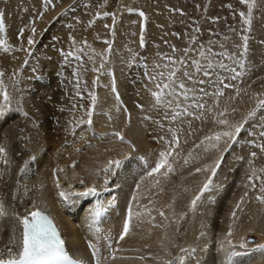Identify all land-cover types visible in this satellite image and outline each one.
I'll return each instance as SVG.
<instances>
[{"label":"bare ground","instance_id":"obj_1","mask_svg":"<svg viewBox=\"0 0 264 264\" xmlns=\"http://www.w3.org/2000/svg\"><path fill=\"white\" fill-rule=\"evenodd\" d=\"M19 1L22 0H0V39L6 41L9 49L0 50V73H3L0 79L10 97L7 106L0 97L3 110L0 147L5 149V154L0 155V205L4 211L0 215V250L5 249L9 239L19 241L18 218L38 209L52 217L68 254L83 263L95 264L89 260L84 241V234L90 228L86 218H94L95 209L91 207L83 214L77 212L79 197L68 199L66 189L80 183V179L86 187L94 184L97 188L105 187L102 180L110 176L114 181L108 187L113 191L96 199L97 212L104 210L98 226L109 239L108 250L99 264H179L181 256L185 257V264H264V202L257 199L264 197V192L251 191L255 180L243 175L249 159L238 158L232 164L225 160L235 142L230 145V140L219 151L213 147L217 142L206 139L214 134L211 118L203 131L194 133L197 122L194 120L200 119L194 114V120L188 124L193 130L189 128L190 133L185 136L181 135L182 129L177 133L173 131L175 125H169L171 120L175 121L176 107L179 111L180 107L193 104L197 89L182 90L176 87L178 84L173 85L175 100L165 93L157 104L152 93L159 89L153 87L144 71L134 73L127 69L124 84V63L130 47L137 43L135 37L128 39L120 35V19L114 24L115 19L110 22L109 17L88 24L74 22L69 30L60 28L51 35L44 34L41 37L44 48L38 46L33 51L29 60L32 71L26 70L21 65L23 48L51 21L62 1L54 0L53 7L59 6L52 9H44L43 4L34 0L20 4ZM130 2L124 0L118 4L115 18L122 16L120 13ZM8 14L12 19L9 27L4 23L10 18ZM20 22L28 27L18 26ZM104 24L110 28L106 36L101 34ZM101 39L106 40L105 45L97 43ZM64 51L81 54L83 60L75 64L63 61ZM148 67L149 74L156 76L151 64ZM19 72L21 77L14 82L15 90H11L12 79ZM13 92L20 97L17 101ZM169 100L173 101L171 107ZM179 118L175 121L178 125L182 122H177ZM175 134L181 135L176 136L178 146L171 143ZM170 145L169 163L173 171L166 173L161 169L146 177V171L159 160V153L168 151ZM221 156L211 190L192 210V200L211 175L203 169H210ZM113 161L119 164L110 163ZM221 176L226 178L219 183L227 184L223 198L221 193H215V182ZM219 191L218 188L216 192ZM63 199L70 214L56 209ZM73 215L75 220H68ZM126 221L129 230L121 240ZM208 223L212 229L207 227L217 232L214 241L208 237ZM250 239L253 241L249 242ZM211 241L210 248L219 254L213 259L202 250ZM96 248H99L97 243L92 250ZM233 253L240 255L235 262Z\"/></svg>","mask_w":264,"mask_h":264},{"label":"rangeland","instance_id":"obj_2","mask_svg":"<svg viewBox=\"0 0 264 264\" xmlns=\"http://www.w3.org/2000/svg\"><path fill=\"white\" fill-rule=\"evenodd\" d=\"M26 1L28 0L19 1V4ZM34 1L40 2V5L43 4L44 6L42 5V7L44 9L57 8L59 5L62 7L55 13L54 18L52 17L51 21L42 28L43 30L41 29L32 37L33 43L23 48L25 52L24 50L22 51L21 65L26 67V70L32 71L33 65L29 60L33 56V51L38 46L44 48L41 43V37L44 38L46 36L44 34L51 35L52 31L60 28L69 30L74 22L79 25L82 23L88 24L90 21L107 20L109 17L110 22L115 19L112 23L118 24L116 20L120 19L118 24L120 35L126 36L128 39L135 37V43H137V46L130 47L131 51L126 57L122 75V80L124 79L125 81L123 80L122 82L124 84L127 82V76H125L127 69H131L134 73L142 70L145 76H149L150 69L148 64H151V68L157 75L160 72L166 73L170 69L175 68L177 70L176 84L183 82L186 85L185 88H195L198 94L193 104L191 106L188 105L190 107L185 106V108L183 106L180 107L182 110L179 108L180 110L178 111V108L174 106L178 114L180 112L183 113L180 116L175 111L173 114H176L174 115L176 117H173L176 121L180 116V120L177 122H182L178 125L171 120L169 125H175V127L173 129V127L170 128L167 125L168 128L173 129L174 132L176 130L177 133L182 129L181 135L185 136L188 132L190 133L188 131L189 128L191 131L193 130L188 124L194 120L195 116L200 119L196 120L195 118L194 120L197 121L195 123L196 128L192 131L194 133L203 131L206 124L210 121L209 118H211V123H214L213 131H211L214 134L231 130L228 126L218 123L220 120L228 121V125H240L242 123L243 130L234 141L231 151L227 152L225 160L232 164L238 158L243 161L247 157L249 161L243 175L250 177L252 170L256 169L257 176L261 177L260 179L252 178L255 181L252 182L250 190L256 191V189H259L260 192V186L264 183V172L259 171L264 169V151H261L260 147L264 146V135H262L264 133V108H258V102L264 100V0H254L251 8L241 4L240 0H131L120 13L122 16L116 18L114 13L117 10V6L124 0H57L62 1V3L56 7H53L54 0L47 4L45 0ZM241 13L244 15L242 16ZM8 15L10 18L4 21V23L6 22L5 25L8 23L7 26L12 22L11 15ZM247 21H250V23ZM104 25L101 34L106 36L110 28H108L107 24ZM18 26L28 27L22 22ZM53 40L54 38H52ZM14 43L16 44V42ZM97 43L105 45L106 40L101 39ZM186 50L187 54H185ZM68 52L71 51H64L62 55L61 52L56 53L64 56ZM201 52L204 53L203 56L200 55ZM81 56L83 55L64 57L63 61L66 59L74 64L76 62L80 63L83 60ZM48 58L51 57H47V61H50ZM168 58L177 61V63L175 65L170 64ZM180 61H184V63H180ZM193 61H199V70L193 65ZM209 62L212 65L211 68L207 67ZM186 70L192 74L194 79L188 80L184 77L183 72ZM154 71H152V74H155ZM205 71L209 72L210 75L205 76ZM20 73L15 76L14 80L12 79L11 90H15L14 82L20 79ZM233 77L236 78L233 79ZM201 80H203V83H200ZM220 81H223V84L230 85V87H224ZM152 82L153 87L156 88V84L160 80ZM220 91L223 92L222 96L217 94ZM116 93L113 91V94ZM19 96L21 95L19 94ZM13 97H15L16 101L20 98L15 92H13ZM116 100L117 102L119 100L122 101V96H119V100L117 97ZM195 104H201L203 107H194L193 105ZM242 109L244 113H241ZM16 112L18 111L16 110ZM252 112H255V115L249 118V114ZM194 114L196 115L193 117ZM181 135L175 134V137ZM229 141L228 138H222L216 149L218 151L221 150L224 146H227ZM231 143L233 141L230 142V145ZM252 153L256 154L255 157L252 156ZM223 156L221 157L223 158ZM150 170L144 174L146 177L149 176ZM221 177L215 182V193H221L223 198V194L227 190V184L219 183L220 180L226 178L225 176ZM79 181L81 184L78 182L77 185H72L66 189L67 195L70 196L68 199L71 197L75 199L88 197L90 196L88 194V189L90 188L95 189L92 194L96 195V199L98 195L106 196V192L113 191V188L108 187L114 181L110 176L102 180L104 183L106 182L105 187L99 188H97L98 186L95 187V184L93 187H86L83 179ZM218 183L221 186L218 187ZM57 184L60 186L62 183ZM73 186H75L74 191L72 190ZM218 188L220 191L216 192ZM96 202L98 205V200ZM210 202L212 203V201ZM216 208L217 206L212 207V210ZM88 210L78 208L77 212L83 214ZM221 220H218V222L221 223ZM207 226H209V223L206 225V229L210 232L208 237L214 241L218 237L217 232L211 231V226H209L210 228ZM211 243L212 241L204 246L202 250H206L204 252L207 254L210 253L209 257L213 259L219 254H217L216 250L210 248ZM245 253L248 254V252ZM238 255L232 254L234 262L240 256ZM115 256L121 257L120 254ZM203 257L205 258V256ZM171 259L174 260V257ZM212 259L211 261L213 262L214 260Z\"/></svg>","mask_w":264,"mask_h":264},{"label":"snow or ice","instance_id":"obj_3","mask_svg":"<svg viewBox=\"0 0 264 264\" xmlns=\"http://www.w3.org/2000/svg\"><path fill=\"white\" fill-rule=\"evenodd\" d=\"M45 3H51V0H45ZM241 4L246 5L247 7L251 8L253 6L254 0H240ZM243 16L244 14L241 13ZM250 23V21H247ZM2 31V29H0ZM35 32V29H33V33ZM28 43L31 45L33 41L31 38L29 39ZM0 50H3L5 52L9 51L8 47L6 46V41L0 39ZM187 54V50L186 53ZM66 57H73L75 54L73 52H68L64 54ZM200 55H204L203 52L200 53ZM169 63L172 65H175L177 61L172 60L171 58H168ZM180 63H184V61H180ZM193 65L197 68V70L200 69L199 61H193ZM211 63L209 62L207 67L211 68ZM167 67V65H165ZM234 71V70H233ZM149 75V79L152 81L160 80L159 83L156 84V88L159 89V91H155L152 93L153 97L156 99V103H161V100L165 93H168L169 95L173 96V100L176 98L175 91L173 89V85L176 84V78H177V70L175 68L170 69L168 72H160L158 75L153 76L151 74ZM184 77H186L188 80L194 79L192 74L188 72L187 70L183 72ZM205 76H209L210 73L205 71ZM238 75V74H237ZM3 76V73H0V77ZM236 77H233L235 79ZM200 83H203V80L200 81ZM221 84H223V81H220ZM224 87H230L228 84H223ZM180 89H185L186 85L181 82L177 85ZM172 89V92H169L168 90ZM218 95H223V92L220 91L217 93ZM183 95L185 98H187V92H184ZM0 97H2L3 105L7 106L10 103V97L7 91L3 88V81L0 79ZM173 101L169 100L168 105L169 107L172 106ZM194 107L202 108L203 105L201 104H195ZM258 108H264V100H260L258 102ZM3 114L2 107H0V115ZM190 114V113H189ZM91 115V113H89ZM255 115V112H252L249 114V118L253 117ZM91 123V121H89ZM220 124H224L228 126L231 130H226L222 132H217L213 136L206 137L207 140H215L217 144H214L213 147H217L219 141L222 138H228L229 140H232L233 142L236 140L237 136L242 132L243 130V124L240 125H228V121L226 120H220L218 121ZM171 131V130H170ZM118 138L123 140V137L120 136L119 133H116ZM264 135V133H262ZM163 139V137L161 138ZM171 143L179 145L178 138L173 135V141ZM261 151H264V146H260ZM5 154V149L3 147H0V155ZM172 155L171 151V145L169 147L168 151H162L159 153V160L156 162L155 167L150 170L148 173L149 175H152L154 173H159L161 169H164L166 173H170L173 171L171 164L169 163V157ZM255 153H252V156L255 157ZM222 162V157L217 159L215 162V165L212 166L210 169L208 167H205L203 171H210L211 175L208 177L207 181L203 184L202 188L199 191V194L195 196V198L191 202L192 210H195L197 202L201 200L203 195L206 192H209L211 190L213 177H215L217 169L220 167V164ZM113 164H119L118 161L110 162ZM197 171H201V169H197ZM260 172H264V169H260ZM253 177L256 179H260L259 176H257V170L253 169L251 172V175L249 179L251 180ZM255 187V185H253ZM260 191L264 192V183L260 186ZM95 192V189L90 188L88 189V194H92ZM257 199L261 200V202H264V197H257ZM0 215H4L3 206L0 205ZM96 215H99L97 212ZM131 210H129L128 218L131 219ZM163 216V213H161ZM31 219L28 217L24 218H18L19 223L22 225V233L19 241H15L14 239H9L8 244L5 246V249L0 250V264H76L75 261L71 260L67 251L65 250L64 241L60 238V235L53 225V223L44 215L41 214L39 211H34L30 213ZM233 216H235V213H233ZM129 230V224L126 221L123 226V233L120 236V239L123 240L124 236L127 234ZM229 235H231V232H229ZM90 247L94 248L93 245H89ZM183 252H188L187 249H182ZM195 251V250H192ZM93 255H96L95 250L93 251ZM99 264V262H97ZM179 264H185V257L181 256L179 257Z\"/></svg>","mask_w":264,"mask_h":264},{"label":"water","instance_id":"obj_4","mask_svg":"<svg viewBox=\"0 0 264 264\" xmlns=\"http://www.w3.org/2000/svg\"><path fill=\"white\" fill-rule=\"evenodd\" d=\"M252 241H253V240H251V239L249 240V242H252Z\"/></svg>","mask_w":264,"mask_h":264}]
</instances>
